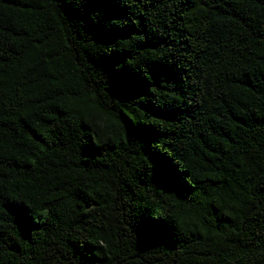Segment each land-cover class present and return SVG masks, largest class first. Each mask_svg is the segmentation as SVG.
I'll return each mask as SVG.
<instances>
[{
  "label": "trees",
  "instance_id": "1",
  "mask_svg": "<svg viewBox=\"0 0 264 264\" xmlns=\"http://www.w3.org/2000/svg\"><path fill=\"white\" fill-rule=\"evenodd\" d=\"M0 264H264V0H0Z\"/></svg>",
  "mask_w": 264,
  "mask_h": 264
}]
</instances>
